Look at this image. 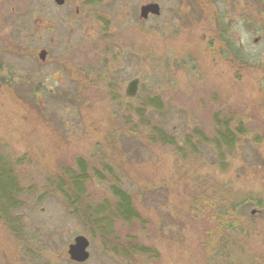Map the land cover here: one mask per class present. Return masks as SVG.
<instances>
[{
  "label": "rangeland",
  "instance_id": "rangeland-1",
  "mask_svg": "<svg viewBox=\"0 0 264 264\" xmlns=\"http://www.w3.org/2000/svg\"><path fill=\"white\" fill-rule=\"evenodd\" d=\"M0 139L27 194L24 239L0 217V264H264V0H0ZM80 159L72 205L58 181ZM112 186L139 218L116 216ZM79 234L87 262L68 254Z\"/></svg>",
  "mask_w": 264,
  "mask_h": 264
},
{
  "label": "trees",
  "instance_id": "trees-1",
  "mask_svg": "<svg viewBox=\"0 0 264 264\" xmlns=\"http://www.w3.org/2000/svg\"><path fill=\"white\" fill-rule=\"evenodd\" d=\"M227 41L230 42L227 38ZM239 48L236 46L233 48L234 51L238 50ZM239 51V50H238ZM222 128L228 129L229 123L219 124ZM198 131V130H197ZM194 132L196 136L199 138V141L201 144L209 142L207 141V138H205L202 133ZM154 136H151V139H153L157 143H161L164 145H172L175 146L176 149L181 152L184 150L185 147L190 148L194 152L197 150L198 146L195 144L193 140V135H187L185 139L183 140L184 143H178L176 142V138L173 134H168L164 131H156L153 130ZM235 135L228 131L226 133L219 132L217 137V144L219 146V149L224 146L233 147L234 141H235ZM214 139V141H216ZM213 141V140H212ZM78 169L73 170L71 168H66L64 170V175L67 179H59L60 182L58 183H65L67 184V192L68 194H65L66 198L70 200V203L72 205H76L77 203H81V198L85 196V189L86 184L88 180H90V169L88 168L87 162L84 159H80L77 162ZM108 169V168H107ZM106 169V170H107ZM100 178L102 176L97 173ZM112 193L115 198H117V202L115 204L114 209L116 216L119 219H122L128 223H130L132 220L139 218V213L137 209L133 206V198L131 195L125 191L124 189L117 186H112ZM63 189V188H61ZM60 190V186H59ZM70 195V196H69ZM27 196L24 187L21 185V181L19 180V177L17 175V171L15 170V164L13 163V160L11 157H8V155L3 150L2 140L0 139V217L4 219L7 225L11 227V229L19 235V238H23L25 227H23V233H22V212L24 209H26V202H24V198ZM232 207V206H231ZM238 207H245V205L237 204L235 207L232 208L231 211H227L231 215H234V212L236 215L238 214ZM88 210V209H87ZM223 211V210H222ZM88 213L90 214L89 210ZM215 216V219L220 225L221 223H227L223 224V228L227 229L229 233L232 235L235 234V232H241V230L238 228L239 225H237L238 220L237 218H233L232 220H228L227 222L224 221L223 217L221 215H213ZM235 216V215H234ZM222 226V225H221ZM24 239V238H23ZM142 251L148 252L145 248L142 249Z\"/></svg>",
  "mask_w": 264,
  "mask_h": 264
},
{
  "label": "water",
  "instance_id": "water-1",
  "mask_svg": "<svg viewBox=\"0 0 264 264\" xmlns=\"http://www.w3.org/2000/svg\"><path fill=\"white\" fill-rule=\"evenodd\" d=\"M58 4H63L64 0H56ZM161 12L160 4L153 2V3H147L143 4V6L140 9V16L142 19H148L149 14L152 15H159ZM39 57L41 60H45L47 57V52L45 50H41ZM140 84V80L138 77H135L132 79L126 86L125 91L126 95L129 97H135L137 94V90ZM90 242H88L86 236L79 234L74 238V240L71 242L68 248V254H70V258L79 263L86 261L90 253L88 252Z\"/></svg>",
  "mask_w": 264,
  "mask_h": 264
},
{
  "label": "flooded vegetation",
  "instance_id": "flooded-vegetation-1",
  "mask_svg": "<svg viewBox=\"0 0 264 264\" xmlns=\"http://www.w3.org/2000/svg\"><path fill=\"white\" fill-rule=\"evenodd\" d=\"M53 1V3L56 5V8L58 7V8H63V7H66L67 5H68V2H69V0H64V3L63 4H58L57 2H56V0H52ZM117 1H121V0H117ZM85 2H89V0H85ZM45 23V22H44ZM46 51V50H45ZM47 52V51H46ZM48 53L49 52H47V56H48ZM47 58V57H46ZM46 60V59H45Z\"/></svg>",
  "mask_w": 264,
  "mask_h": 264
},
{
  "label": "bare ground",
  "instance_id": "bare-ground-1",
  "mask_svg": "<svg viewBox=\"0 0 264 264\" xmlns=\"http://www.w3.org/2000/svg\"><path fill=\"white\" fill-rule=\"evenodd\" d=\"M2 145H3V143H2ZM87 238V237H86ZM88 240V239H87ZM88 242H89V240H88ZM89 246H90V244H89ZM88 250V252H89V248L87 249ZM90 253V252H89ZM90 256H91V253H90ZM90 256H89V258L86 260V261H84V262H87L89 259H90Z\"/></svg>",
  "mask_w": 264,
  "mask_h": 264
}]
</instances>
